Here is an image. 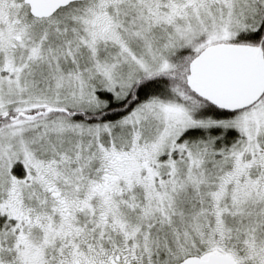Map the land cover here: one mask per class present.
<instances>
[{"label": "snow or ice", "instance_id": "snow-or-ice-1", "mask_svg": "<svg viewBox=\"0 0 264 264\" xmlns=\"http://www.w3.org/2000/svg\"><path fill=\"white\" fill-rule=\"evenodd\" d=\"M0 264H264V0H0Z\"/></svg>", "mask_w": 264, "mask_h": 264}]
</instances>
